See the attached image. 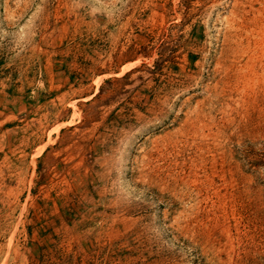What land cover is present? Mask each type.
<instances>
[{
  "label": "rangeland",
  "instance_id": "1",
  "mask_svg": "<svg viewBox=\"0 0 264 264\" xmlns=\"http://www.w3.org/2000/svg\"><path fill=\"white\" fill-rule=\"evenodd\" d=\"M0 264H264V0H0Z\"/></svg>",
  "mask_w": 264,
  "mask_h": 264
}]
</instances>
